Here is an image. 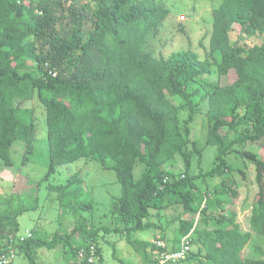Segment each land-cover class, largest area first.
<instances>
[{
    "label": "trees",
    "instance_id": "obj_1",
    "mask_svg": "<svg viewBox=\"0 0 264 264\" xmlns=\"http://www.w3.org/2000/svg\"><path fill=\"white\" fill-rule=\"evenodd\" d=\"M170 14L161 0H0V173L13 166L14 143H24L26 153L33 148L40 106L44 181L58 167L85 159L112 170L120 189L109 208L116 227L102 228L94 226L96 204L78 174L49 184L58 212L73 216L74 225L51 237L32 230L24 241L17 237L18 218L39 209L38 195H0V255L14 250L37 264L39 250L58 248L64 264H104V231L132 245L136 264H153L158 248L132 236L160 228L154 240H164L155 219L171 208L178 215L169 223L177 226L168 231L173 241L165 250L177 251L190 235L189 251L177 264H264L260 247L255 252L262 260L242 257L253 232L264 236V0H220L208 49L200 42L203 56L190 48L168 55L155 50L172 24V16L164 24ZM213 75L216 82L207 83ZM198 115L208 123L206 145L216 149L202 178H220L207 196L189 175V147L203 151L190 138ZM176 157L182 173L167 170ZM234 157L254 166L250 231L230 210L239 194L226 172L245 176L231 168ZM137 166H143L138 179Z\"/></svg>",
    "mask_w": 264,
    "mask_h": 264
},
{
    "label": "rangeland",
    "instance_id": "obj_2",
    "mask_svg": "<svg viewBox=\"0 0 264 264\" xmlns=\"http://www.w3.org/2000/svg\"><path fill=\"white\" fill-rule=\"evenodd\" d=\"M170 9V16L164 24L170 23L171 16L174 17L172 24L162 31L160 41L157 43L155 50L162 51L168 55L173 51L181 49H192L200 56L204 55V47L208 49V37L211 32L212 11L219 6L220 0H161ZM182 24L186 31V36L179 32V25ZM174 29V30H173ZM206 38L204 39L203 37ZM202 41L204 47L200 44ZM216 76L213 75L206 80L207 83L216 82ZM204 83V82H203ZM36 116V133L33 140V148L26 153L25 144L16 142L11 147V158L13 166L4 169L0 174V195H11L14 193L23 195L37 194L40 199L38 210L24 213L18 218L19 234L28 231H39L51 237L57 231H64L74 225L73 216L67 213H59L58 205L54 196L48 193V186L64 184L68 178L78 174L83 179L89 194L95 201L93 223L95 227L114 228L116 227L112 215L109 213L110 204L116 195H119V185L116 182L112 170H103V168L94 161L85 159L79 160L74 164L58 167L55 174L50 176L48 182L44 181V175L47 170L48 151L46 145V125L45 114L39 106L35 110ZM185 114L181 111L180 119ZM208 123L203 115H198L191 125V139L196 141L198 148L203 151L200 155L193 153L190 149V170L189 175L193 176L197 189L203 194H210L214 191L215 186L219 185L220 178H202L209 172L214 165L216 149L214 146L206 145V132ZM231 161V168L234 171L241 170L245 176L242 177L240 172H226L227 179H233L235 182L232 189L237 190L238 197L230 203V210L236 213V220L242 229L249 228L250 206L254 194L257 191L254 181V166L250 163L243 162L234 158H228ZM236 159V160H235ZM200 163L198 164V162ZM167 170L176 173L184 171V165L179 157H176L172 163L167 165ZM143 171V166H137L134 170L136 179ZM233 177V178H232ZM219 188V187H218ZM217 188V190H218ZM220 189V188H219ZM160 218H154L155 224L161 226L166 236L171 239V231L177 224L169 223L178 215V211L173 209L164 210ZM160 228L149 231H140L134 233L132 239L138 241H151L156 236L160 237ZM168 232V233H167ZM104 241L100 245L101 254L104 264H136L139 258L136 257L132 245L124 241H117V234L100 233ZM259 247L264 252V236L257 235L253 232V238L250 245L243 250L242 257L253 256L254 258L263 259L261 255L255 252ZM171 249V247H168ZM37 264H64L60 249L51 251L39 250L36 257ZM188 263V262H187ZM186 261L182 264H187ZM13 264H29L28 260L22 255H17ZM177 264V263H176ZM189 264H194L193 262ZM196 264V263H195Z\"/></svg>",
    "mask_w": 264,
    "mask_h": 264
},
{
    "label": "built area",
    "instance_id": "obj_3",
    "mask_svg": "<svg viewBox=\"0 0 264 264\" xmlns=\"http://www.w3.org/2000/svg\"><path fill=\"white\" fill-rule=\"evenodd\" d=\"M190 235L183 238V240L180 243V247L177 251H167L166 245L161 241H152L154 245L158 248V250L155 253L156 256V262L153 264H176L180 262L181 260H184L186 253L189 251V241L188 237ZM19 241H24L26 238L31 237L30 231L26 230L23 235L18 234ZM161 249V250H160ZM95 250L93 247L89 250V255L87 256V262L91 263L95 260L94 258ZM15 252L14 250L7 252L6 254L0 255V264H11L15 259ZM78 256L81 260H85V254L80 251L78 253Z\"/></svg>",
    "mask_w": 264,
    "mask_h": 264
},
{
    "label": "crops",
    "instance_id": "obj_4",
    "mask_svg": "<svg viewBox=\"0 0 264 264\" xmlns=\"http://www.w3.org/2000/svg\"><path fill=\"white\" fill-rule=\"evenodd\" d=\"M2 172H4V171H2ZM1 174V173H0ZM6 195V194H5ZM236 222H237V220H236ZM237 223H239V222H237ZM250 228V227H249ZM243 231H250V229H242ZM151 241H153V240H151ZM155 241H161V242H163L167 247H172L171 245H172V241H173V236L171 237V239H169L167 236H166V238H164V240H161V239H158V240H155ZM250 245V244H249Z\"/></svg>",
    "mask_w": 264,
    "mask_h": 264
},
{
    "label": "clouds",
    "instance_id": "obj_5",
    "mask_svg": "<svg viewBox=\"0 0 264 264\" xmlns=\"http://www.w3.org/2000/svg\"><path fill=\"white\" fill-rule=\"evenodd\" d=\"M153 241H155V240H153ZM152 242V241H151ZM167 247V246H166Z\"/></svg>",
    "mask_w": 264,
    "mask_h": 264
}]
</instances>
